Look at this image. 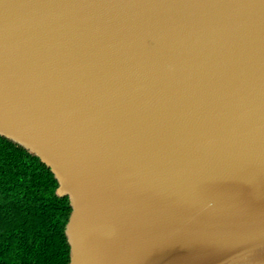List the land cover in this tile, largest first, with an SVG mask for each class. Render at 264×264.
<instances>
[{
	"label": "water",
	"instance_id": "obj_1",
	"mask_svg": "<svg viewBox=\"0 0 264 264\" xmlns=\"http://www.w3.org/2000/svg\"><path fill=\"white\" fill-rule=\"evenodd\" d=\"M0 137L68 264H264V0H0Z\"/></svg>",
	"mask_w": 264,
	"mask_h": 264
},
{
	"label": "trees",
	"instance_id": "obj_2",
	"mask_svg": "<svg viewBox=\"0 0 264 264\" xmlns=\"http://www.w3.org/2000/svg\"><path fill=\"white\" fill-rule=\"evenodd\" d=\"M38 157L0 137V264H68L70 207Z\"/></svg>",
	"mask_w": 264,
	"mask_h": 264
}]
</instances>
